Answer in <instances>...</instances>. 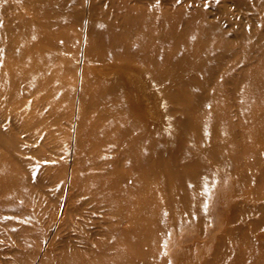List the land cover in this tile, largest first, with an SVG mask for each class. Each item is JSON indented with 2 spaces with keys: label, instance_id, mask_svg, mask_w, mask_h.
I'll use <instances>...</instances> for the list:
<instances>
[{
  "label": "bare ground",
  "instance_id": "1",
  "mask_svg": "<svg viewBox=\"0 0 264 264\" xmlns=\"http://www.w3.org/2000/svg\"><path fill=\"white\" fill-rule=\"evenodd\" d=\"M190 2L0 0V209L47 223L36 264H264V146L211 120L229 50L173 51Z\"/></svg>",
  "mask_w": 264,
  "mask_h": 264
},
{
  "label": "rangeland",
  "instance_id": "2",
  "mask_svg": "<svg viewBox=\"0 0 264 264\" xmlns=\"http://www.w3.org/2000/svg\"><path fill=\"white\" fill-rule=\"evenodd\" d=\"M197 4L198 7L193 2L188 4V10H184L188 16L184 17L183 21L180 18V22L177 23L179 26L174 30L178 40L187 42L172 49L174 51L180 48L186 54L195 50L196 54L198 53L196 60L199 61L202 55L204 57V51L213 48L229 50L225 61L216 65V68L222 65L221 68L227 67V70L214 80L219 87L217 89L219 99L213 109L214 114H211V120L216 124L219 123L221 128H235L236 132L232 129L227 135L228 140L234 144L233 150L240 151L241 137L237 133L239 129L251 133L258 147L261 148L262 145L264 146V0H198ZM220 70L217 68V72L220 73ZM202 81L211 83L210 79H202ZM211 85L214 86L213 83ZM210 107L209 104L208 108ZM204 114L209 116V113ZM74 130L76 131L75 122L72 134L75 133ZM73 140L74 134L72 141L69 143L66 138L62 147L68 156V164L65 167H69V171L72 165ZM262 151L264 152V149ZM58 157L63 160L66 158L64 152L58 154ZM231 182L232 179L227 178L224 185L227 186ZM224 189L228 190L227 187ZM226 191L221 190V193ZM61 197L62 193L55 202L56 205L62 200ZM8 215L16 225H8L4 221ZM53 220L55 227L58 225V218L53 216ZM28 223V215L16 211L10 213L7 208L0 209V250L9 247L18 248L6 257L13 260L20 257L28 263L33 260V264H36L42 254V249L41 252L38 250L39 242L46 233L48 225L44 224L43 231H40V227H35L32 236L30 233L28 235L31 238L27 233H21L17 237L14 232L19 233L18 230L21 228L19 225L25 226ZM189 227L196 231V225ZM44 243L45 247L47 243L46 241ZM226 245L232 248L236 245L243 247L242 243L234 242L231 238L226 241Z\"/></svg>",
  "mask_w": 264,
  "mask_h": 264
}]
</instances>
